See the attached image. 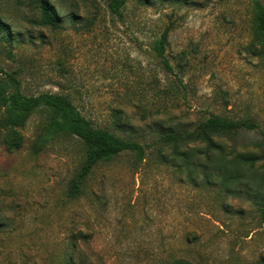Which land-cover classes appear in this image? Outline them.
Listing matches in <instances>:
<instances>
[{"label":"rangeland","instance_id":"1","mask_svg":"<svg viewBox=\"0 0 264 264\" xmlns=\"http://www.w3.org/2000/svg\"><path fill=\"white\" fill-rule=\"evenodd\" d=\"M47 1L58 29L39 25L36 0H0V84L15 74L24 96H66L145 153L99 163L75 193L82 144L47 134L44 108L7 127L0 104V264H264V191L251 186L264 170V51L248 0H125L120 17L109 0ZM167 27L171 70L152 50ZM213 115L256 126L221 141L259 158L236 192L190 179L154 145L160 126L190 132Z\"/></svg>","mask_w":264,"mask_h":264},{"label":"trees","instance_id":"2","mask_svg":"<svg viewBox=\"0 0 264 264\" xmlns=\"http://www.w3.org/2000/svg\"><path fill=\"white\" fill-rule=\"evenodd\" d=\"M36 1L40 10L39 25L58 29L60 27V20L57 17L59 11L53 9L47 0ZM159 1L185 2V0ZM248 2L252 13V32L264 51V0H248ZM124 5L125 0H109L107 4L111 14L119 17ZM170 29L167 27L152 45L153 52L162 60L167 70H171L165 56ZM7 31L6 25L0 21V36L7 37ZM7 77L8 83L0 84V104L5 108L3 123L7 127L22 126L30 114L44 108L53 114L47 134L64 133L76 138L82 144L84 162L70 187L75 193L79 191L81 182L99 163L109 161L122 153L133 154L139 161L143 159L145 153L143 145L134 140L120 138L109 129L96 127L92 121L76 110L68 97L50 93L27 97L22 94L21 84L15 74H7ZM254 129L256 126L251 122L230 121L213 115L190 132L160 126L154 145L168 149L171 158L177 163V168L185 170L190 179L199 172L203 176V183L218 182L221 189L226 192H236L235 186L241 187L249 178L247 174L254 172L253 169L259 158L253 153H240L234 149L227 152L221 141ZM190 145L194 147L190 148ZM255 177L257 186H251L258 191H264V170L261 173L258 172ZM258 206L264 224V197L258 202ZM173 264L190 263L179 259Z\"/></svg>","mask_w":264,"mask_h":264}]
</instances>
